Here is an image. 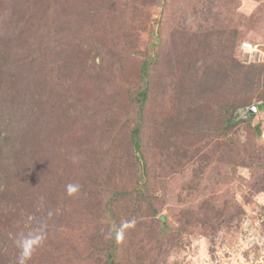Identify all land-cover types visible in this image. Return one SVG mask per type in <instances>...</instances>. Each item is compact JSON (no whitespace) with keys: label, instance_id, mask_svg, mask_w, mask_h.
I'll return each instance as SVG.
<instances>
[{"label":"rangeland","instance_id":"1","mask_svg":"<svg viewBox=\"0 0 264 264\" xmlns=\"http://www.w3.org/2000/svg\"><path fill=\"white\" fill-rule=\"evenodd\" d=\"M262 104L264 0H0V264L29 215V264H107L133 217L112 264H264Z\"/></svg>","mask_w":264,"mask_h":264},{"label":"clouds","instance_id":"2","mask_svg":"<svg viewBox=\"0 0 264 264\" xmlns=\"http://www.w3.org/2000/svg\"><path fill=\"white\" fill-rule=\"evenodd\" d=\"M81 187L79 182H69L65 185V193L68 197L78 196ZM38 210H44L43 198L38 205ZM53 215L52 209L46 210L47 219L50 220ZM136 224L137 221L134 217L131 219L122 218L118 225L116 223L110 225L105 238L114 240L119 244L124 240L126 233L136 227ZM48 229L49 225L46 221L37 223L34 216H27L26 230L10 233V238L18 253L13 264H29L38 251L45 246L48 239Z\"/></svg>","mask_w":264,"mask_h":264},{"label":"trees","instance_id":"3","mask_svg":"<svg viewBox=\"0 0 264 264\" xmlns=\"http://www.w3.org/2000/svg\"><path fill=\"white\" fill-rule=\"evenodd\" d=\"M155 63V62H154ZM152 62L149 61V59H145L142 62L141 66V78L142 82L144 85V88L137 93L136 97V103H137V112L134 116L133 119V127L131 129V134H130V146L134 148V150L138 153L142 152L143 145H144V130H145V122H146V114H145V105L149 101V76H150V68H151ZM259 107H262V111L264 109V104L259 105ZM42 213H46L45 210H41ZM109 211V210H107ZM106 211V212H107ZM113 213L112 210L109 211V213ZM40 213V214H42ZM114 214V213H113ZM45 215V214H44ZM46 218V217H45ZM113 223H116V220H113ZM110 247V248H109ZM106 249V256L108 263L107 264H112L113 259L115 258L118 245H115V241L113 245L109 246Z\"/></svg>","mask_w":264,"mask_h":264},{"label":"water","instance_id":"4","mask_svg":"<svg viewBox=\"0 0 264 264\" xmlns=\"http://www.w3.org/2000/svg\"><path fill=\"white\" fill-rule=\"evenodd\" d=\"M258 113H259V108L256 104L250 107H246L242 111L243 118H246V119L250 118L253 115H257Z\"/></svg>","mask_w":264,"mask_h":264},{"label":"built area","instance_id":"5","mask_svg":"<svg viewBox=\"0 0 264 264\" xmlns=\"http://www.w3.org/2000/svg\"><path fill=\"white\" fill-rule=\"evenodd\" d=\"M262 136H263L262 138L264 139V133H262Z\"/></svg>","mask_w":264,"mask_h":264}]
</instances>
